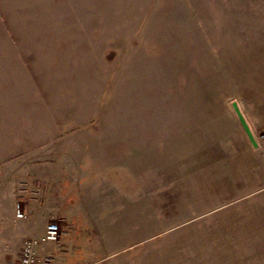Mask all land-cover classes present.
Masks as SVG:
<instances>
[{"label":"rangeland","instance_id":"rangeland-1","mask_svg":"<svg viewBox=\"0 0 264 264\" xmlns=\"http://www.w3.org/2000/svg\"><path fill=\"white\" fill-rule=\"evenodd\" d=\"M253 96L264 99V0H0V192L6 191L5 198L26 191L36 196L42 191L32 181L56 177L62 161L65 172L78 155L81 161L73 165L80 176L95 178L90 161L98 131L148 134L135 137L136 149L142 138L143 158L162 154L156 164L179 167L181 190L189 166L198 171L202 159L207 161L200 148L205 138L215 143L228 133L236 139L235 131L222 130L237 123L234 101L257 126ZM256 126L263 142L264 127ZM62 142L81 151L54 147ZM160 143L168 151L145 146ZM213 155V171L225 170L226 159ZM108 171L114 181L126 178L125 185H115L120 190L115 212L127 210L123 198L142 199L132 174ZM225 171L218 193L214 183L198 192L205 189L198 173L196 193L185 190L174 193L176 198L156 194L154 177L144 173L142 229L128 226L130 218L109 231L101 226L105 214L89 216L104 246H87L97 237L87 230L83 245L75 248L47 243L48 264H71L66 259L77 252L88 253L83 264H139L142 252L143 264H264V216H254L243 204L264 203V183L254 185L262 190L246 200L230 203V195L243 191L238 184L243 181L232 165ZM152 203L163 207L156 212ZM54 220L68 231L63 238L69 236V227ZM139 220L135 216L131 222ZM254 222L258 233L251 230ZM126 244L130 247L123 250Z\"/></svg>","mask_w":264,"mask_h":264},{"label":"crops","instance_id":"crops-1","mask_svg":"<svg viewBox=\"0 0 264 264\" xmlns=\"http://www.w3.org/2000/svg\"><path fill=\"white\" fill-rule=\"evenodd\" d=\"M236 102L242 111L241 103L238 100H236ZM263 102L264 99L260 97L259 99L255 96L252 97V113L255 115L257 126L260 128L264 127ZM243 115L249 124L252 133L256 136V132L254 131V126H256L255 122L254 124H251L244 113ZM236 120L237 123H234L233 121V127L231 129H222L227 132L235 131L236 139H233V137H231L233 135H228V133H226L227 136L225 138L220 139V141H216L215 143L212 141L211 136L204 139L200 148L203 153L202 158H207V161L206 159H202L203 166L198 171L195 169V166H189V170H187L188 173H183V178H185V180L183 179L184 183L181 190L179 188L181 182L179 167L172 165L173 167L169 170V167L164 164H156L155 160H157V162L158 159L162 160V154H144L145 157L143 158L144 145L142 138L138 139V142L140 143L138 144L139 146H137L138 149H136V143H134L135 137L148 134H143V131H138L139 133L133 131H98V133H95L96 138L93 139V141H97V144L96 142L92 144L93 154L91 155L92 159L90 161L91 168L98 174L95 175V178L88 179L80 176L81 169L79 167L75 168L73 165V163L78 164V161H81V155H78L75 158L77 160L68 161L65 172L62 168V161L60 163V174L56 177H50L49 179L45 178L42 183L37 180L32 181V184L37 186L34 189H39V191H42L43 193L38 192L35 193L36 196H33L32 193L26 191L25 193L12 194L10 197L5 198V195L3 194H6V191L0 192V264L16 262L19 258L24 240L32 236L43 234L45 226L55 218H58L63 226H68L70 229L69 236L62 238L59 241L60 246L65 249L83 245L82 240L87 230L95 232L97 236L93 238L94 240H92L89 245L86 243L87 246L97 248L99 243L103 245V239H98L99 235L96 233L100 231L99 227L93 225L92 220L88 218L92 215H98L100 212L105 214L107 217L106 219H108L101 225L104 229L106 228L110 231V229H113L111 228L112 226L117 224L122 225L125 222H128L130 218L132 221V218L135 216H137V220L140 219V222L137 221L132 223L130 221L128 226L140 227V229H142L144 173H150L151 176L154 177L151 185L158 188L156 194L160 195L164 193L168 196L167 193H169L173 198L174 193H176L175 196H178L181 191L185 190H187V193L189 194L196 193L193 184L196 182L195 176L198 173H202L204 182L203 187H205V189L202 188L203 190L198 192H202L203 194L211 190L210 184L214 183L213 191L216 190L218 193L221 190V186L219 185L222 181H225L228 176L225 170H231L232 165L237 171V177L243 181L238 183L241 184V189H243V191L237 192L235 190L237 194L233 193L234 196L230 195V199H233L230 203L246 200L245 198L251 193L262 190V188H258L257 186L261 182V185L264 183V141L259 142L258 140V147H254L245 133L239 118ZM206 133L207 131H204L203 136H206ZM98 135L100 138H98ZM117 136L121 137L116 138ZM133 136L134 138H132ZM64 141L66 142V140ZM145 146L152 150L155 149L160 153L168 151L167 149L169 148L167 144L163 143L155 145L147 144ZM174 146L177 147L178 145H173V147ZM54 147H59V151H65L67 153L81 151L79 145H74L72 143L64 144V142H62L54 145ZM164 147H166V150ZM214 152H216L220 159H226L222 165L225 170H220L218 173L213 171V165L215 164L213 163V159L215 158V155H213ZM245 156L246 160H243ZM172 159H174L173 156ZM235 160H237V162H235ZM121 168L124 169V172L132 174L134 179H137V182L139 180L138 193L142 199L134 201L132 199L130 200V197L123 198L127 210L115 212L113 205L115 203L117 192L120 191L115 185L118 183L125 185L126 178L115 177L119 181H114V179L106 177L105 174L107 173V169L111 171L112 169L121 170ZM207 170H211L213 173ZM152 172H154L155 175L152 174ZM160 175L163 176L159 178ZM246 184L251 185L248 187V190L245 189L247 186ZM90 195H93V198L89 200L88 197ZM260 197L264 198V193L260 195ZM21 202L24 204H21ZM246 203L249 202H243L244 210H251L253 215L257 217L264 216V203L259 201H256L254 204L249 203L252 208L245 207V205H249ZM158 204L159 203H152L156 212V208L163 207L162 204L160 206H158ZM17 205H19L22 211L26 214L25 218H18L16 216ZM131 208L135 209L134 212H132ZM171 208L174 209V205L171 206ZM237 210H239L237 214L242 216L240 209L237 208ZM175 213L177 212H174V214ZM183 214L186 213L184 212ZM258 223L259 222H254L251 228L252 231L257 233L258 229L256 224ZM110 224L112 225L108 227ZM182 226H184V224H181L174 229L180 230ZM129 247L130 246H127L126 244L122 249L125 250ZM49 252L50 251L47 247L45 253L51 256V253ZM121 252L122 250H118L112 254L117 255ZM83 256L89 257L88 253L84 255L82 252H77L76 257H67L66 261L71 264H76L78 262L79 264H83L81 261V257ZM141 256L139 264H143V252Z\"/></svg>","mask_w":264,"mask_h":264},{"label":"built area","instance_id":"built-area-1","mask_svg":"<svg viewBox=\"0 0 264 264\" xmlns=\"http://www.w3.org/2000/svg\"><path fill=\"white\" fill-rule=\"evenodd\" d=\"M17 217H26L19 205L17 206ZM65 235H68V231L64 230L57 221H51L46 225L40 237L32 236L24 240L18 260L9 264H48L50 255L45 253L47 243L58 242Z\"/></svg>","mask_w":264,"mask_h":264},{"label":"water","instance_id":"water-1","mask_svg":"<svg viewBox=\"0 0 264 264\" xmlns=\"http://www.w3.org/2000/svg\"><path fill=\"white\" fill-rule=\"evenodd\" d=\"M232 106H233V108H234V110H235V112H236V114H237V116L239 118V121H240L243 129L245 130V133L247 134L249 140L251 141L252 145L254 147H258V143H257V141L255 139V136L253 135V133H252L250 127H249V124L247 123V121H246L241 109L239 108L237 102L234 101L232 103Z\"/></svg>","mask_w":264,"mask_h":264}]
</instances>
